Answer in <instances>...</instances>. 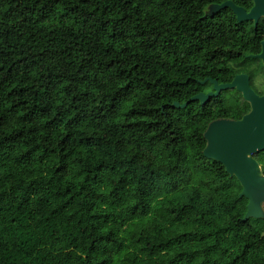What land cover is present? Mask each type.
<instances>
[{
    "label": "trees",
    "instance_id": "trees-1",
    "mask_svg": "<svg viewBox=\"0 0 264 264\" xmlns=\"http://www.w3.org/2000/svg\"><path fill=\"white\" fill-rule=\"evenodd\" d=\"M223 1L0 0V264H264V219L204 154L251 106L172 105L241 72L263 93L264 18L205 15Z\"/></svg>",
    "mask_w": 264,
    "mask_h": 264
},
{
    "label": "water",
    "instance_id": "water-1",
    "mask_svg": "<svg viewBox=\"0 0 264 264\" xmlns=\"http://www.w3.org/2000/svg\"><path fill=\"white\" fill-rule=\"evenodd\" d=\"M224 9H231L238 22L252 21L256 27L264 18V0H254V7L249 11L233 0L211 3L205 15L213 17ZM253 56L261 59L264 65V39L261 41V51ZM208 82L213 86L212 91L200 92L187 102L175 101L172 105L185 107L197 101L203 106L225 89L236 88L241 93L251 108L237 120H211L204 132L207 141L204 154L220 162L230 176H235L240 181V196L249 200L243 220L248 221L251 217L264 219V169L256 157V154L264 150V94H259L252 87L249 75L245 72L237 73L232 81L225 84H220L214 79H205L201 84Z\"/></svg>",
    "mask_w": 264,
    "mask_h": 264
},
{
    "label": "rangeland",
    "instance_id": "rangeland-1",
    "mask_svg": "<svg viewBox=\"0 0 264 264\" xmlns=\"http://www.w3.org/2000/svg\"><path fill=\"white\" fill-rule=\"evenodd\" d=\"M252 62L253 61H246V65L244 66V70L248 71L251 74H253V77H254L253 84H254V86L260 92H264V79H263L262 75L260 74V70H262V69L259 67V65L255 66V63H252ZM210 88L211 87L207 86V89H210ZM229 95H231V94H229Z\"/></svg>",
    "mask_w": 264,
    "mask_h": 264
},
{
    "label": "flooded vegetation",
    "instance_id": "flooded-vegetation-1",
    "mask_svg": "<svg viewBox=\"0 0 264 264\" xmlns=\"http://www.w3.org/2000/svg\"><path fill=\"white\" fill-rule=\"evenodd\" d=\"M256 26V25H255ZM261 60V59H260ZM261 63L263 64V62H262V60H261ZM259 65V67H260V62H255V66H258ZM258 67V68H259ZM263 68H264V65H263ZM246 73V72H245ZM260 74L262 75V77H263V79H264V72L262 71V70H260ZM249 81H251V78H249ZM252 85V84H251ZM212 89H213V86L210 88V89H207L206 91H204V92H209V91H212ZM259 93V92H258ZM259 94H264V92L263 93H259Z\"/></svg>",
    "mask_w": 264,
    "mask_h": 264
}]
</instances>
